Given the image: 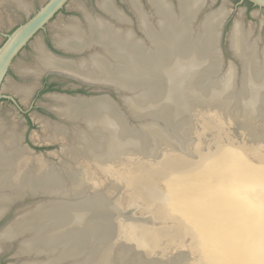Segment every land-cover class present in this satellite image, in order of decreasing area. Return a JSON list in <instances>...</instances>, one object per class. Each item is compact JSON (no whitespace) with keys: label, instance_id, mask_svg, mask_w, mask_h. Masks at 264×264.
Segmentation results:
<instances>
[{"label":"bare ground","instance_id":"obj_1","mask_svg":"<svg viewBox=\"0 0 264 264\" xmlns=\"http://www.w3.org/2000/svg\"><path fill=\"white\" fill-rule=\"evenodd\" d=\"M3 1L15 8L24 10L27 7L25 0ZM146 2L150 13L142 10L138 0L127 3L135 15L143 37L136 36L122 13L114 8L104 12L109 16L108 20L99 16L88 18L84 25L76 23L63 28L54 39L55 45L65 51L79 54L89 52L86 53L89 54L86 58L63 61L60 59L62 57L55 58V55L46 49L26 75L40 77L45 73H57L99 88L123 90L121 97L125 98V107L129 113L162 117L161 125L168 120L170 124H176L170 115H161L164 113L162 110L168 111V108L174 106L179 115L185 114L186 111L190 113L196 105L189 91V87L193 85L203 89L211 88V91L217 93L218 98L226 100L229 106L232 101L237 103L240 115H244L243 122L237 118L230 119L231 117L219 107L203 106L204 108L199 109V113L203 115L201 118L213 120L212 130L206 134V139L213 148L202 144L196 150L192 149V154L204 158L200 164L201 168L212 166L214 171L224 175L220 181L208 180L205 187L199 188L194 184L192 176L188 175L192 163L185 162L188 176L171 175L168 178V186L174 190L184 189V193L189 195L187 201L169 199L167 194L162 198L152 185L136 182L133 187L138 189L135 198L140 200V205L146 207L151 204L155 208L162 205L164 209L169 210V215L177 214L180 217L183 210L187 225L198 219V232L206 246H209L208 233L215 230L213 232L218 240L216 247L219 245L223 250L237 253L232 259H217L215 255H210L212 259H204L208 264H243L245 255L242 250L247 251L246 246L249 247L246 243L247 237L252 241L251 231L256 228L258 222L262 223V217L256 214L253 208L254 200L247 191L254 190L255 182L264 187V142L259 136L257 142L256 132L250 130L252 125L244 122L251 119V110L259 105H262L259 110L264 112V46L260 45V50L257 40L251 41V32L244 28L241 21H235L230 31V46L243 65L241 75L236 77V88L232 89L236 80L233 81L235 68L230 63L225 72L216 39L219 34L218 26L227 15L225 7L208 14L206 12L195 27V15L210 6V1L178 0L177 7L167 0ZM173 85L176 86V92L171 96ZM34 87L19 85L13 92L26 99L33 93ZM125 91L127 96L123 95ZM49 97L53 101V111L59 118V123L45 122L46 142L72 139L75 144L78 143V148L83 150L86 157H93L92 164L99 166L108 176L115 177V180L120 179L111 181V184L121 188L120 183L128 179L125 175L126 165L135 159L121 152L115 159L112 156L120 148L138 147L139 142L144 141V135H140L146 134L145 132L149 134L147 137L152 136L155 139L153 121L141 125L142 133L131 137L127 134L130 133V127L127 126L125 117L107 97ZM258 97L261 102L263 100L262 103L257 100ZM1 121L0 218L26 197L42 196L43 200L35 202L34 206L29 207L30 213L23 214V218L0 231V253L6 249L8 251L12 247H9L11 241L17 240V257H25V260L21 261L24 264H129L150 260L134 259L140 257L139 252H134L129 259H126L124 254L116 253L127 251L130 254L131 248L139 251L140 246L130 241L133 235L129 227L139 229L138 234L141 236L142 224L134 220L129 221L126 216L119 219L117 202L114 200L115 202L111 203L109 199L112 197L106 192H101L102 189L94 187L86 170L78 169L68 173L64 162L60 167H54L53 164L30 157L27 148L19 145L21 137L15 127L6 126ZM192 131L189 128L185 133ZM164 145H159L160 150L170 157L174 156L171 152L172 146ZM78 157L79 155L76 157L73 154L71 160L79 159ZM205 161L208 164L203 166ZM161 171L166 175L167 169L163 168ZM177 179L178 182L174 183ZM67 183L76 187L73 190L68 188L67 192ZM122 185L123 190L126 189L124 195L129 200L130 193L132 196L134 194L133 189ZM151 188L153 193H147ZM88 190L92 193H88ZM208 191L218 195L220 200L206 198V195L201 197ZM243 192L246 193L244 196ZM94 194H98V197ZM83 196L90 198L78 203L70 201L74 197ZM196 196L200 198L197 199ZM209 212L215 214L214 226L202 219ZM115 222L119 225L114 224ZM243 228L246 229V236L243 235ZM97 230H100V234ZM230 234L234 237L232 241L227 240ZM150 238L145 240L152 245L157 244L153 235ZM162 261L165 264L176 263L175 259L171 258Z\"/></svg>","mask_w":264,"mask_h":264},{"label":"water","instance_id":"obj_2","mask_svg":"<svg viewBox=\"0 0 264 264\" xmlns=\"http://www.w3.org/2000/svg\"><path fill=\"white\" fill-rule=\"evenodd\" d=\"M69 0H47L30 18H28L24 23L17 26L11 33L4 35L5 40L0 45V106L4 103L5 100L2 98L10 99L11 97H8L12 91L16 88V86L20 83V81L24 78V76L28 73V71L32 68V66L36 63V61L40 58V56L44 53V51L48 48L52 41L56 38V36L60 33V31L63 28H66L68 26H71L73 24H76L78 22H81L83 20H86L88 18L94 17L96 15H99L101 13H104L106 11H109L111 9H114L116 7H119L121 5H124L126 3H129L134 0H79L75 3H73L14 63V59L21 53V51L30 43V41L40 32L45 30V27L50 23L52 19L56 15H58L62 9L66 6ZM245 1H248L252 3L254 7L260 8L264 11V0H240L239 3H244ZM200 14L195 15V18L193 19V22L195 23V20L198 18ZM203 19V18H202ZM201 19V20H202ZM193 23V24H194ZM225 25V19L222 22L221 25L218 26L219 34L217 39V45L220 48V56L222 58L223 66L225 68V72L228 68L225 67L224 64V55L222 53L221 48V42L223 37V30ZM142 33V32H141ZM143 34V33H142ZM230 40V37H229ZM47 42L49 45H47ZM47 47V48H46ZM55 48H57L55 46ZM59 49V48H57ZM50 53L54 55V53L47 49ZM62 50L66 54H74V55H82V53H74L71 51H65ZM231 55L233 58H235L238 62L241 63L240 67V73L242 71V62L239 60L236 55L233 53L231 46L229 48ZM13 63V64H12ZM236 67V66H235ZM50 75H57L60 77H64L65 79H71L73 81L78 82V84L84 85L86 88H90L91 91H99V90H112L117 93L118 103L113 102L112 99L108 96H95V98H101V97H107L115 104V107L119 112L123 114L125 117L127 126L130 127V134L131 137H134L135 134L140 133L142 130L140 129L141 125L149 124L151 121H153V125H155V131H156V137L155 139L152 138V136L149 138L147 135H149L147 132L146 134H142L140 136L143 137L144 135V141L139 142V146L135 148H120L119 151L112 156L113 159L118 157L120 152L122 154L125 153V156L132 157L134 162H129L126 165L127 170L125 171V175L128 177L125 182L120 183L121 189L115 194L113 198H110L109 200L111 203L117 202V198L121 195L123 190V185H128L130 188L133 189L132 192H134L133 197H131L130 201L132 202L130 204V207L128 210L122 209L120 205L117 210L119 211V219H122L123 216H126L129 221L134 220V222L138 224H142L141 226V236L140 233L138 234L139 229H135L133 227H129L132 230V235L130 238V241L135 243L136 245H139L138 247L139 251L137 249L131 248L130 256L134 255L135 253H140V257L137 259V257L134 259H137L139 261L142 259H152L149 261H146L143 264H165V262L162 261V259H175V264H194L191 263V258L189 255H185L184 253H172L170 252L172 250L173 246L181 245L182 243L187 244L190 249H192L193 253L195 255H199L201 257L200 261L201 264L204 259H212L211 256L208 254L200 251L197 249L194 245V241L192 239L193 236V227L192 224L187 225V221L179 215H169V210H166L163 208L162 205H160L158 208L153 207L151 204L144 207L140 205V200L135 198V194L137 193V190L135 187V183L139 182L143 185H152L155 190L158 191V195H162V198L165 197L167 194V197L174 198L176 200H180L181 202L187 201V197H189L188 194H185L184 189H176L174 190L171 187H166L162 185V183L166 182L169 183L168 178L171 177V175H191L194 179V184L198 186L199 188H203L205 186L206 181L215 180L220 181L222 178L220 174L217 173V171H214L212 166H208V162L202 164L204 168L200 167V164L203 162V157H196L192 153V149L196 150L198 146H201L202 144L204 146H208V148H213L211 146V143L208 139H206V134L210 133V130H212L213 123L212 119L209 120L201 118V115L199 113V109L204 108L203 106L209 107V106H215L219 107L223 113H227V116H230V119L237 118L239 120H242L243 122V116L240 115V110L237 108V103L234 104L232 101L230 106L224 99H220L217 97V93L212 92L211 88L205 87L204 89L201 86L193 85L191 88L189 87L190 95L193 97L192 100L196 103L194 108L189 112H185V114H178V110L172 106L168 108V111L162 110L167 116L170 115L171 120H175L176 124H170V121L166 122L165 124L161 125L162 117H155L150 114H131L127 111L125 107V98H122L121 95L123 92L119 91L118 89H111L109 87L105 88H99L95 85H88L87 83H81L77 79L71 78V77H65L62 75H58L57 73H45ZM235 74V75H234ZM233 74V81L236 79V76L239 75L238 71L235 69V72ZM238 78V77H237ZM236 83H238L237 79L233 82L232 89L236 88ZM79 86V87H80ZM207 86V85H206ZM176 92V86H172L171 88V96H174ZM127 92L125 91L123 95L127 96ZM67 96V95H63ZM71 97V96H67ZM78 97V96H75ZM79 97H82L79 95ZM86 98V97H83ZM93 98V97H92ZM170 98V96H169ZM257 98V97H256ZM170 100V99H169ZM260 103L261 99L258 97L257 99ZM258 102V103H259ZM175 103V99L173 100V104ZM226 103V106H225ZM201 106V107H200ZM259 105L255 109L251 110V119H248L244 123L251 124L252 127L250 130H253L256 132L257 136L255 137L256 141L258 142V136L260 140L264 142V112H261L259 108H261ZM198 107V108H197ZM226 109V110H225ZM241 109V108H240ZM244 109V108H243ZM50 114H52L54 117L59 119L55 113L52 111H48ZM172 114V115H171ZM160 115V114H159ZM178 115V116H177ZM259 119V124L254 125L255 118ZM159 120V121H158ZM172 120V121H173ZM132 122H135L137 125L131 124ZM158 121V122H157ZM161 123V124H160ZM173 126V127H172ZM132 127V128H131ZM192 127V128H191ZM171 128V129H170ZM192 129V132H186L187 129ZM260 131L262 132L260 134ZM142 133V132H141ZM164 146H172L171 152L174 154V156L168 155L163 153L159 145ZM154 144V145H153ZM171 148V147H170ZM170 150V149H169ZM125 156L123 158H125ZM185 162H191V168H189V172L185 171L184 163ZM133 163V164H131ZM210 163V162H209ZM165 164V165H163ZM137 166V168H136ZM140 167V168H139ZM133 168H136L133 170ZM165 168L167 171L165 172L166 175L162 174V169ZM206 168V169H205ZM204 169V170H201ZM155 172H152V171ZM187 175V176H188ZM226 178V176H225ZM172 180V178H171ZM179 179L174 180V183H177ZM222 181V180H221ZM223 184V183H222ZM256 186L253 191H247L248 194L251 195V197L254 200L253 208L255 211H257V214L261 216V224L258 222V225L260 226L259 229L255 228L252 230V241L249 240L247 237L246 243L249 247L246 246L247 251L244 249L242 250V253H244L245 257L243 260V264H264V187L260 184L258 185L257 182H255ZM224 185V184H223ZM147 187V186H143ZM153 189L147 190L146 192H151ZM180 191V192H179ZM153 193V192H151ZM246 193L243 192V196ZM98 194H94L96 197ZM65 198H69L68 196L63 195ZM70 196V195H69ZM91 196V195H90ZM89 197H74V199L70 201H76L77 203L84 200L88 201L85 198L89 199ZM149 196V195H148ZM191 196V195H190ZM204 194H202L201 197H203ZM37 198H41L42 196H36ZM36 197H28L30 199H34ZM44 197V196H43ZM98 197V196H97ZM151 198L153 196H150ZM43 200V199H42ZM115 200V201H114ZM158 200V199H155ZM22 201V200H21ZM83 202V201H82ZM155 202V201H154ZM89 206V205H88ZM87 206V207H88ZM94 206V205H93ZM142 206V207H141ZM139 211L142 213L145 217V219H136L134 218L132 212L133 211ZM182 215L183 210L181 211ZM115 220H117V218ZM196 222H198V219H195ZM114 224L119 225L117 222ZM119 227V226H118ZM97 228V227H94ZM183 229V231L181 230ZM128 230V229H127ZM100 230H97L99 232ZM212 232L215 230H211ZM244 234L246 236V230H244ZM211 233V232H210ZM215 233V232H213ZM154 239L156 240L157 244L149 243L145 240V238H150L152 235ZM199 234V232H198ZM209 234V233H208ZM200 237V234L198 235ZM208 239V235H207ZM151 240V238L149 239ZM209 241V239H208ZM17 243V240H16ZM176 244V245H175ZM206 244V243H205ZM218 244V243H217ZM209 248H217L222 252L229 253L225 249H221L218 245L216 247V244H212L210 241L208 243ZM130 248V247H128ZM135 252V253H134ZM151 256H149V255ZM155 255V256H154ZM129 256V258H130ZM213 256V255H212ZM216 256V255H215ZM128 257V256H127ZM132 258V257H131ZM217 259H232L231 256H225V257H219L216 256ZM154 259H160L161 261H154ZM248 260V261H247ZM205 264H208L206 261H204ZM241 263V262H240Z\"/></svg>","mask_w":264,"mask_h":264},{"label":"rangeland","instance_id":"obj_3","mask_svg":"<svg viewBox=\"0 0 264 264\" xmlns=\"http://www.w3.org/2000/svg\"><path fill=\"white\" fill-rule=\"evenodd\" d=\"M47 0H25V3H27L26 9H19L15 8L14 6H10L6 4L2 0L0 1V45L4 41V35L9 34L12 30H14L17 26L24 23L28 18H30ZM79 0H69L66 6L64 7L63 11L60 12L58 15L54 17L50 21V23L45 27V30L40 31L31 41L30 43L21 51V53L14 59L13 63L75 2ZM140 6L142 7V10L146 13H150V9H148V3L146 0H138ZM169 1L173 6L177 7L178 0H167ZM177 1V2H176ZM210 1V6L205 7L204 11L200 13L198 18L195 20L194 26L196 27L200 19H202L203 15L208 13H211L216 10H220L223 6L226 9V17H225V25L223 30V37L221 42V48L222 53L224 55V64L225 67L229 66L230 63L233 64L234 68L238 71L239 75L240 73V67L241 63L238 62L230 53V31L232 30V27L235 23V21L239 20L243 23V26L246 30H249L251 32V41L257 40V45L259 46V49L261 50L264 46V11L260 8L253 7L251 10H247V6L244 3H239L240 0H208ZM146 2V3H145ZM176 2V3H175ZM6 5V6H5ZM12 7V8H11ZM119 12L122 13V15L125 17V19L129 22L128 25L132 27V32L136 34V36L143 37L141 31L138 28L137 20L135 18L134 13L129 8L128 4L121 5L119 7H116ZM29 10V11H28ZM100 17L104 18L106 20L109 19V16L106 13H101L99 15H96L94 17ZM98 17V18H99ZM128 17V18H127ZM131 20V21H130ZM80 25L85 24V20L78 22ZM137 25V27H136ZM135 32H134V31ZM138 30V31H137ZM262 37V39H261ZM263 40V41H262ZM262 42V43H261ZM52 45V46H51ZM262 45V47H260ZM55 42L54 40L52 43L48 46V48L54 53L55 58H60L63 61H72V60H80L83 57H87L89 52H85L82 55H74V54H66L62 50H59L55 48ZM53 47V48H51ZM52 54V53H51ZM53 56V55H52ZM67 59V60H66ZM12 63V64H13ZM236 66V67H235ZM236 76V77H239ZM28 76V77H27ZM32 75H25L24 78L20 81V83L17 85L25 86V85H34L33 93H31L30 97L24 99L15 94L13 91L8 96L13 99V103H11L9 100H5L4 103L0 106V121L2 124H5L6 126L9 125L11 127H15L17 134H19L20 140L19 145L23 148H27V152L30 155V157L41 159L40 161H43L47 164H53L54 167H60L61 163H65L64 168L68 169V173H72L73 171H77L78 169H84L86 170V174L89 178V181H92L94 184V187L96 189H102L101 192H106V194L109 197H114L115 194L121 189L113 187L114 184H111V181H118L120 179L115 180L116 178L107 175L103 171H101L100 167L92 164L91 159L93 160V157L91 156V159L86 157L84 155L83 150L81 148H78V143L75 144V142L72 139H65V140H57L52 143L46 142L47 138V132L45 130V122H52V123H59V119L54 117L52 114H50L48 111H53V101L50 99L49 96L53 95H67L71 97L75 96H82L86 98L95 97V96H108L112 99L113 102L118 103L117 93L112 90H97V91H91L90 88H85L82 85L80 86L78 82L73 81L71 79H65L64 77H60L57 75H49V74H43L34 77ZM27 77V78H26ZM43 80H47L50 83H54L52 85H56L57 88L60 90H55L45 93L41 88V83ZM38 81V82H37ZM34 83V84H33ZM80 86V87H79ZM36 88V89H35ZM83 91L81 93H78V91ZM57 93V94H56ZM236 93V92H235ZM22 99V100H21ZM29 100V101H28ZM4 119V120H3ZM43 119V120H42ZM6 122V123H5ZM259 119L255 118L254 125H258ZM14 123V124H13ZM13 124V125H12ZM131 124L137 125L135 122L131 121ZM18 130V131H17ZM46 134H45V133ZM65 151H61V149ZM30 151V153H29ZM75 154L76 157L79 155V159L71 160V156ZM221 177H224V175H221ZM110 178V179H109ZM115 178V179H114ZM93 179V180H92ZM92 184V183H91ZM66 190L68 192V188L72 189L76 187L74 184L67 183ZM162 185L169 187L166 182L162 183ZM205 187V186H204ZM126 189L122 190L123 193L116 199L117 203L120 205L122 209L128 210L130 207V204L132 203L129 201L131 197H133L130 193L129 200L127 199L125 194ZM177 191V189H176ZM180 192V191H179ZM88 193H92L90 190H88ZM209 193V194H208ZM204 195H206V198L210 199H216L220 200V197L216 195L215 193H211L208 191ZM211 193V194H210ZM208 194V195H207ZM196 196L195 198H197ZM200 198V197H199ZM197 198V199H199ZM41 198H34L30 199L28 197L24 198L22 201H19L15 205H13V222L11 221V217L9 214H6L5 218L0 221V230L4 229L5 226L7 227L10 224L16 223L17 220H20L23 218V214L30 213L29 207H31L35 202L41 201ZM34 206V205H33ZM10 211V210H9ZM8 211V213H10ZM210 211V210H209ZM257 214V211H255ZM14 214L18 215L16 218L14 217ZM134 218L136 219H145L146 216H144L139 211L135 210L132 212ZM25 217L27 215H24ZM182 216H186L183 214ZM202 219L205 220L209 225H216V217L214 213L207 214ZM197 222H192L193 227V236L192 239L195 242L194 245L197 249L200 251L210 255H216L219 257H225V256H231L232 258L237 255L236 252H229L225 253L220 251L217 248H209L205 245V243L202 242L201 238L198 236L199 231V225H197ZM257 229H259V225H255ZM1 230V231H2ZM183 231V229H181ZM243 230H246L243 228ZM233 235L230 234L227 236L228 241L233 240ZM208 239L212 244H216L218 242L216 235L211 232L208 234ZM12 245V244H10ZM176 245V244H175ZM187 244L182 243L178 246H173L172 250L170 252L172 253H184L185 255H189L191 258V263L195 262L194 264H199L201 261V257L199 255H195L192 251V249L188 248L186 246ZM184 246V247H183ZM175 247V248H174ZM183 247V248H182ZM185 249V250H183ZM117 248L115 249V251ZM175 250V251H174ZM18 251V242H13V260H9L7 264H24L25 257H17ZM118 254H124L126 259H129L130 254L126 252H120L116 251ZM128 256V257H127ZM15 257V258H14ZM124 259V258H122ZM138 259V258H137ZM152 260V259H150ZM147 260L143 261L144 263ZM149 261V260H148ZM155 261V259H154ZM143 262L140 263H134L129 262V264H143ZM187 264V263H184ZM201 264V263H200Z\"/></svg>","mask_w":264,"mask_h":264},{"label":"flooded vegetation","instance_id":"obj_4","mask_svg":"<svg viewBox=\"0 0 264 264\" xmlns=\"http://www.w3.org/2000/svg\"><path fill=\"white\" fill-rule=\"evenodd\" d=\"M63 11V9L61 10V12ZM13 31V30H12ZM11 31V32H12ZM10 32V33H11ZM5 38V37H4ZM5 40V39H4ZM3 43V42H2ZM1 43V44H2ZM47 45H49V43L47 42ZM52 46V45H51ZM48 47V46H47ZM46 47V48H47ZM51 48H53V47H51ZM47 49H49V48H47ZM50 50V49H49ZM50 75V74H49ZM52 84H54V83H50V82H48L47 80H43L42 81V83H41V88H42V90L45 92V93H48V92H51V91H47L48 89H52V91H54V89L55 90H60L59 88H57V86L56 85H52ZM83 87H85L84 85H82ZM86 88V87H85ZM61 91V90H60ZM81 92H83V91H78V93H81ZM1 99V98H0ZM3 100H9L11 103H13V99L12 100H10V99H6V98H2ZM13 208H11L10 209V213H6V214H9V216L11 217V221L13 222ZM6 214L2 217V218H0V221H2L4 218H5V216H6ZM18 215H16V214H14V217L16 218ZM2 230V229H1ZM0 230V231H1ZM13 242L14 241H11V243L10 244H12V245H9V247L10 246H12V247H10V249L7 251V249L6 250H4L2 253H0V264H7L8 262H9V260H13ZM15 242H16V240H15Z\"/></svg>","mask_w":264,"mask_h":264},{"label":"trees","instance_id":"obj_5","mask_svg":"<svg viewBox=\"0 0 264 264\" xmlns=\"http://www.w3.org/2000/svg\"><path fill=\"white\" fill-rule=\"evenodd\" d=\"M244 4L247 6V10H251L254 6L252 5V3L245 1ZM47 91H52V89H48Z\"/></svg>","mask_w":264,"mask_h":264}]
</instances>
